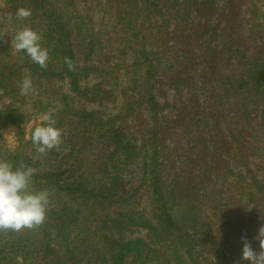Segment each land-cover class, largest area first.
I'll use <instances>...</instances> for the list:
<instances>
[{
  "label": "trees",
  "instance_id": "16d2710c",
  "mask_svg": "<svg viewBox=\"0 0 264 264\" xmlns=\"http://www.w3.org/2000/svg\"><path fill=\"white\" fill-rule=\"evenodd\" d=\"M76 1L4 0L0 10V95L20 106L0 108V159L36 169L32 189L49 193L42 225L0 231V264H252L241 258L243 242L259 252L264 225V14L246 13L257 0H105L103 20L123 33L122 47L108 52L71 12ZM21 7L28 18L16 17ZM24 27L42 37L46 68L13 54L11 38ZM91 73L101 81L82 87ZM26 75L33 85L71 84L72 95L50 94L59 150L39 154L26 140ZM112 80L122 83L109 90ZM106 98L117 113L107 114ZM8 125L15 151L1 144ZM140 227L147 238L127 237Z\"/></svg>",
  "mask_w": 264,
  "mask_h": 264
},
{
  "label": "clouds",
  "instance_id": "9594fccd",
  "mask_svg": "<svg viewBox=\"0 0 264 264\" xmlns=\"http://www.w3.org/2000/svg\"><path fill=\"white\" fill-rule=\"evenodd\" d=\"M31 15L29 9L18 8L16 17L26 19ZM42 37L29 27L18 30L11 38L12 48L16 52L24 51L40 67L46 68L48 50L42 48ZM65 64L70 71L76 70L75 63L65 57ZM21 95H28L33 91V82L30 75H26L20 83ZM56 120L51 112L45 114L43 122L38 124L31 134V140L36 152L45 154L52 149L59 150L62 143V130L55 127ZM36 169L20 163L13 170V165L0 159V231H20L23 228L34 229L43 224L49 205V193L44 190H33L32 177ZM259 241V252L252 249L251 244L244 240L242 259L252 264H264V225L259 228L255 237Z\"/></svg>",
  "mask_w": 264,
  "mask_h": 264
},
{
  "label": "rangeland",
  "instance_id": "374dc122",
  "mask_svg": "<svg viewBox=\"0 0 264 264\" xmlns=\"http://www.w3.org/2000/svg\"><path fill=\"white\" fill-rule=\"evenodd\" d=\"M104 4H105V0H89V1L77 0L75 5L71 7V12H75V14H73L74 16H76L77 14H80L88 21L89 23L88 26L94 29L95 35H98V37L101 36L100 37L101 42H102L101 46L105 47L103 51L108 52V48L112 44H114L115 49L122 47V42L119 38L123 36V33H120V34L117 33V30L118 32H120L119 26H117V28L114 29V26H115L114 24L110 26L112 23L108 24L107 22H105L106 20H103V15L100 13V10H101V6H103ZM3 6H4V0H0V10L3 8ZM72 8H73V11H72ZM245 10L247 9L245 8ZM246 13H247V16L250 18H257V17L262 18L261 14H264V0H257L254 3V5L250 9L247 10ZM2 19H3L2 15L0 14V21ZM3 20H5V18ZM258 24H262L263 26L261 29H259L261 30L259 39L264 41L263 19L259 20ZM6 28H7V21L5 23H2V29L5 30ZM250 41H252L251 44H253L255 42V39L250 37ZM18 53L19 52H16L13 49V54H18ZM93 59H94L93 66L99 67L100 63L96 61V55H94ZM129 60H131V57L128 58V61ZM100 81H101V78L97 77L94 73H91L88 81L82 82V87H86V86L92 87L96 85L97 83H99ZM120 83H122L121 80H118V81L112 80L111 85L106 86V88L110 90L114 88V86H117V84H120ZM41 84H42V88H41ZM201 88H202V85L201 83H199L198 90L201 91ZM33 89H34L33 91H31L28 95H26L29 103L25 107V111L30 115V120L25 126L27 141L31 140V134L34 131V128L38 124H41L43 122L44 115L48 114L49 112L52 113L56 110L57 103L56 101L55 102L53 101L54 99L50 95L53 93L52 90H55V92L62 91L66 95H72L70 93L71 84L68 80L60 81V79H58V80H55L54 83H48L47 81H42V82L36 81L33 85ZM166 91L168 94L167 100H170L171 103L172 102L174 103L177 99L175 92L169 88H167ZM118 92L120 93V90ZM119 93H116V95H118ZM104 102L106 104L105 111L107 112V114H113V113L118 112L119 107L117 108V104L110 103L109 99L107 100V98L104 100ZM82 104L86 108L93 107V108L99 109L98 105L92 103L90 100L88 101L83 100ZM4 107L19 108L20 106L12 102L8 98H2L0 95V108H4ZM167 114L171 118H173L175 115V112L173 109H169L167 111ZM2 138L3 139H2L1 144L9 150L15 151L20 145L17 130L12 125H8L2 130ZM37 159L41 160L44 163L43 157L39 156ZM250 168H254V165L251 164ZM126 174L127 175L125 176H127L128 179L130 178L129 175H134L132 171H129ZM221 182H219V180L217 181L216 183L217 188L220 186H223V183ZM230 182H233L235 185H237V179L235 178H230ZM226 188L229 189V191H231L232 194L236 197H238V194L239 196L241 194L239 190L234 189L231 186H227ZM150 198L148 194L147 202L150 205H148V203L146 205L148 206L147 214L149 216H150V211L152 208L151 203H150L151 201ZM248 200H249V196L247 195V197H245V202L247 203ZM126 235L128 238H140V237L147 238V232L141 227L133 228L132 230L128 231ZM0 244H3V241H0ZM23 259L24 257L19 256V260H23ZM31 261H32L31 264H43L44 263L40 259H37L34 261L31 260Z\"/></svg>",
  "mask_w": 264,
  "mask_h": 264
}]
</instances>
